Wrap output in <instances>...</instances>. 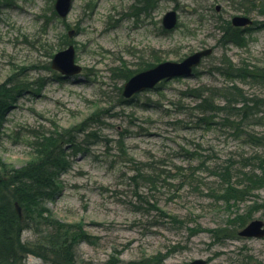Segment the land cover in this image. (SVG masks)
<instances>
[{"label": "rangeland", "instance_id": "rangeland-1", "mask_svg": "<svg viewBox=\"0 0 264 264\" xmlns=\"http://www.w3.org/2000/svg\"><path fill=\"white\" fill-rule=\"evenodd\" d=\"M55 2L0 0V84L26 87L1 121L0 162L31 160L35 130L73 129L87 151L67 147L71 167L44 206L55 220L87 231L76 246L78 262L107 264L116 255L123 262L158 256L160 264H264V238L238 235L251 220H264V167L243 165L247 156L264 160V80L226 73L246 66L264 71V16L237 10L240 0H154L149 13L137 15V0H73L60 17ZM172 9L178 27L166 33L163 19ZM237 14L254 24L234 42L227 34ZM70 45L81 72L57 79L52 58ZM210 47L192 76L164 80L130 103L117 99L122 70L135 74L146 63L182 61ZM233 89L255 113L238 118V131L223 115L202 123L192 92L212 94L223 105L239 98ZM84 121L80 128L88 129L81 132ZM223 176L234 178L235 190L245 187L241 199L224 195ZM53 234L46 225L26 229L23 239L34 251L23 264H49L35 244L51 242Z\"/></svg>", "mask_w": 264, "mask_h": 264}, {"label": "trees", "instance_id": "trees-1", "mask_svg": "<svg viewBox=\"0 0 264 264\" xmlns=\"http://www.w3.org/2000/svg\"><path fill=\"white\" fill-rule=\"evenodd\" d=\"M155 5L154 0H137V4H133L134 14L137 15L140 11L149 13V10ZM237 10L246 14L256 13L257 15L264 16V0H240ZM141 12V13H142ZM132 13V14H133ZM264 23V22H262ZM261 24V23H260ZM243 29L234 28L232 35L227 34L228 39L237 42L242 38L241 32ZM152 64L146 63L147 66ZM148 68V67H147ZM230 77H240L248 79L257 77L264 80V71L259 72L253 67L246 66L239 74L237 71L226 72ZM59 75V74H57ZM121 79L128 80L132 75L131 70H122ZM227 76V75H226ZM11 82L5 81L0 84V127L1 121L6 117V113L11 108L12 103L16 101L18 96L26 89L25 85L17 84L16 87H10L8 84ZM161 86V85H159ZM157 86V87H159ZM233 88V87H231ZM222 89V88H220ZM122 91V87H120ZM118 95V100L123 103H130L134 101V97L127 99L121 93ZM193 95L197 96L198 103L196 108L203 117L202 123L210 124L215 120L214 117L223 115L222 119L229 126L235 127L236 131L239 130V120L244 117H250L253 115L254 107L249 105L247 97L242 91L237 90L231 92L233 95H237L239 98L234 103L219 104L216 103L215 96L205 93ZM190 93V94H192ZM187 94V95H190ZM103 108V107H102ZM107 109L104 108V111ZM100 110L92 115V119L95 122L99 119ZM87 121V120H86ZM85 121L79 124V131L88 129ZM238 125V126H237ZM73 129L60 130L57 126L47 131H33L35 136L34 141L30 144L33 146V157L22 166H14L11 163L1 161L0 162V264H23V260L27 254L34 251L30 244L24 241L23 234L26 229H34L35 224L46 225L50 227L54 234L49 240H43L41 244H35V248L38 249V255L44 257L49 264H80L76 257V246L81 242L88 239V233L83 228L81 223H65L55 220L49 215V209L44 206L49 200H54L60 190V175L67 171L71 167L69 158V152L67 147H72L75 152L87 151L86 148H81V143L72 134ZM96 137V133H92ZM250 141L259 144L254 138V135L247 134ZM255 156V155H254ZM253 157V156H252ZM251 157L244 158L243 165H251L253 161H257L264 167V160L259 157H255L250 160ZM234 159H228L226 168L230 169L228 165L234 166ZM239 163V162H235ZM220 167V165H213ZM212 167V166H210ZM214 168V167H212ZM216 173V172H215ZM228 174V173H227ZM225 180L226 190L224 195L230 194L232 198L241 199L239 197V191L244 192L245 187L235 190L233 187L234 178L225 176L222 177ZM254 180H251L248 185H251ZM18 202L22 207L23 219L20 218L17 213L15 203ZM264 207V200L260 204ZM241 218L240 225L246 224V216H239ZM161 260L158 256L145 258L142 260H132L123 262L118 256H111L107 264H160Z\"/></svg>", "mask_w": 264, "mask_h": 264}, {"label": "water", "instance_id": "water-1", "mask_svg": "<svg viewBox=\"0 0 264 264\" xmlns=\"http://www.w3.org/2000/svg\"><path fill=\"white\" fill-rule=\"evenodd\" d=\"M73 0H57L55 8L61 17H66L71 10ZM220 9V5L217 6ZM163 23L167 28H173L177 23V11L170 10L164 16ZM235 26H246L253 23V20L245 15H235L232 18ZM73 30L69 32L73 35ZM213 48H206L196 51L182 61H164L154 67L140 71L133 75L125 84L123 94L125 97H131L133 94L152 88L157 82L164 78L173 76H189L193 73V68L200 64L203 57L211 54ZM52 67L58 69L64 74L71 75L81 71V66L75 64V48L70 45L67 49L57 52L52 61ZM17 213L23 219L22 207L18 202L15 203ZM241 236L246 237H264V220L253 219L242 230ZM205 260L197 259L190 264H204Z\"/></svg>", "mask_w": 264, "mask_h": 264}]
</instances>
